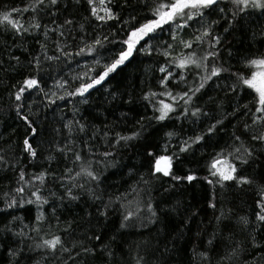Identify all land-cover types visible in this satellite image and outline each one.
Wrapping results in <instances>:
<instances>
[{"label":"snow or ice","instance_id":"6c2138e0","mask_svg":"<svg viewBox=\"0 0 264 264\" xmlns=\"http://www.w3.org/2000/svg\"><path fill=\"white\" fill-rule=\"evenodd\" d=\"M69 2L77 6L82 2L87 5L89 16L81 17V20L88 22L90 26L95 22L93 31L99 28L100 35L94 36L90 42L86 40L84 38L87 35L84 31L85 24L78 23L74 17L69 18L64 15L69 10L65 0H29L23 8L4 6L3 10H0V31H10L17 37L31 36L40 47V54L33 55L28 61L27 67L31 68V73L26 74L24 79L18 82L19 87L13 85L16 90L10 94L16 102L15 112L27 128L21 148L29 158V164L35 167L33 162H38V155H43V151L40 153L37 151L41 147L40 144L33 146L36 143L40 125L36 124L34 119H30V115L35 116L27 103L31 98V92L42 93L49 104H56L57 100L67 101L77 97L81 98L78 103H87L92 90H98V86L129 61L134 52L146 50L147 54L151 55L153 51L151 41L158 38V32L164 31V25H168L170 39L174 43L165 41L162 45L163 51L157 50V54L165 58L159 68V72L163 74L159 79V85L163 90L159 92L149 90L143 96L153 111L150 119L158 122L165 121L172 118V114L177 113L178 108L180 111L176 116L177 119L187 117L189 114L196 118L201 114L207 115L200 107L192 108L191 106L197 93H200L214 77L219 78L222 73H229L227 78L233 81L227 86V92L238 95L246 92L250 97L249 102L253 105L252 108H249L247 104L243 105L244 111L240 113L241 116H247L250 120V123H244L243 128L253 147H246L241 137L233 134V141L240 142V146H234L232 151L222 150L212 156L206 164L208 176L203 178L214 188L216 186L223 188L225 182L231 181L241 186L254 187V209L251 218L248 215H241L235 220V226L245 234L244 239L235 240L230 247L226 246L214 260L213 257L219 250V245L214 243L217 236L214 232L212 238L207 241L211 248L198 253L202 264H248L249 254L254 255L256 251L264 250V240H258L256 236V233L264 229V183L261 182L264 181V176L254 179L244 174V166L254 158L255 146L259 145L261 149H264V50L245 56L241 62V69L231 72V66L226 68L219 60L221 38L215 33L214 28L220 21L207 20V17L218 13L231 27L234 23L242 21L245 16L252 15L253 12L259 11L264 14V0H227L226 3L225 0H141L144 9L149 13L142 23L135 22V15H130L127 19L121 18V12L127 6L128 0H123L122 3L119 0H69ZM23 13H31V15L25 19ZM229 16L231 20L228 19ZM105 28L109 30L107 33L103 31ZM189 28L192 29L191 38L184 39L179 36L180 32ZM224 30L228 31V28ZM118 33H124V37L118 39ZM56 34L58 38L53 40L52 35ZM49 41L54 46L51 55L48 54ZM177 41L183 49L188 51L173 55ZM106 44H118L119 47L109 49L106 48ZM145 46H147L146 49ZM17 47H23V45H17ZM24 51L27 52V48H24ZM89 56L92 57L90 63L86 59ZM78 57L85 58L84 62L77 59ZM11 61H15V65L11 66V70L15 71L20 64V58L10 54L9 62ZM73 62L81 68V71L74 75L70 74V79L64 78L63 75L58 78L52 77L51 72L58 71V64L69 67ZM98 68L99 71H97ZM8 70L4 68V61L0 59V71ZM189 75L192 77L190 82ZM48 79H53L54 89L45 91ZM0 83H3V80H0ZM180 85L184 86V90L173 93L172 88ZM165 96L170 102L159 98ZM181 101L183 104L180 103ZM25 109H28L27 113ZM238 111L239 107L233 110L232 115ZM73 112V118L63 125L66 130L64 139L47 141L49 154L44 156V160L48 162V167L39 171L26 172L28 164L23 165L17 173L15 187H11L0 195V202L3 204V207H0V214L10 217L0 227V238L5 234L15 237L13 241L15 247L9 246L6 249L8 264H84L86 256L96 257L97 253L103 258V264H113L114 252L110 244H104L99 234L87 238L89 241H100V245L90 247L84 240L71 242L66 240L70 224L59 231L52 230L53 227L59 229L60 218L57 215V208L62 206L65 200L78 201L84 192H87L92 199H102V195H98L91 187L86 188V185L93 182L99 184L101 172L96 166L100 165L101 169L106 168L108 166L105 163L106 159L114 155L109 151L97 153L94 144L90 142L101 134L107 140L109 133L107 131L101 133V130L95 126H92L90 131L89 124L83 122L84 117L75 118L79 108L74 107ZM217 124H223V120H217L215 124H212L207 129V133L214 132ZM53 131L57 136L61 135V129H53ZM81 134L87 135L88 140H84ZM140 135V131H133L130 135L117 132L114 144L127 143ZM175 135H177L175 132L166 133L169 142L162 145L165 154L156 155L151 151L147 153L148 156L153 157L150 165L152 176L155 177V174L160 173L165 177L170 176L173 180L185 179L191 182L196 179V176L175 175L172 172V161L174 157L179 159V153H185L194 144L200 143L204 136L196 135L181 140L177 152L176 146L170 143L171 137ZM170 148L173 151L169 155L167 153ZM2 152L3 149H0V153ZM57 154L65 161H69L71 157L72 166L66 167L61 175H57L55 170H50L52 162L57 160ZM20 159L18 155L16 163H19ZM7 167L15 170V165H9L5 156L0 154V171ZM141 179L144 184L149 183L143 177ZM49 183L63 189L62 194L50 188ZM132 191L136 189L133 188ZM114 199L120 201L121 197L116 196ZM111 203L112 198L105 205V209ZM25 205H34L37 211L34 220L28 223L24 222L23 217L15 215V211ZM46 205L50 210L47 214ZM145 207L148 212V222L154 223L157 219L156 209L150 201ZM209 207L216 209L217 205L213 202L209 204ZM140 211V204L137 202L136 212L126 211L120 227H130L129 222L134 217L138 219ZM102 215L107 216V211ZM53 220L56 221L55 225L52 223ZM231 220V209L221 208L219 215L215 217L217 232L221 231V225H223V230L227 232L223 239L229 242L234 241L236 234ZM141 247L143 251L140 250ZM3 248L4 245L0 243V249ZM136 248L134 255L127 254L130 258L125 261V264H162V257L169 251L166 245L162 249L152 248L148 241H142ZM249 248L252 249L251 253ZM37 252L40 259L36 258ZM120 259L123 260L124 257Z\"/></svg>","mask_w":264,"mask_h":264},{"label":"trees","instance_id":"16d2710c","mask_svg":"<svg viewBox=\"0 0 264 264\" xmlns=\"http://www.w3.org/2000/svg\"><path fill=\"white\" fill-rule=\"evenodd\" d=\"M28 2L29 0H0V10H3L4 6L23 8ZM65 2L68 3L69 10L64 15L69 18L74 17L78 23L85 24L84 31L87 35L84 38L86 40L90 42L94 36L100 35L99 28L93 31L95 22L90 26L88 22L81 20V17L89 16L86 4L82 2L77 6L69 0ZM119 2L122 3L123 0ZM30 15L31 13H23L25 19ZM130 15L136 16V23H142L149 13L144 9L141 0H128L127 6L121 12V18L127 19ZM212 19L220 21L214 28L215 33L221 38L219 60L226 68L231 66V72L241 69V62L245 56L264 50V14L259 11L245 16L242 21L234 23L231 27L218 13L207 17V20ZM228 19L231 20V17L229 16ZM225 28H228V31H225ZM103 31L107 33L109 30L105 28ZM191 33L192 29L189 28L180 32L179 36L189 39ZM157 36L156 40L151 41L153 45L151 55H148L146 50L134 52L129 61L115 73L110 74L102 85L98 86V90H92L87 103H78L81 98L77 97L67 101L57 100L56 104H49L42 93L31 92V98L27 103L35 116L30 115V119H34L36 124L40 125L38 137L33 146L40 144L41 147L37 151L38 153L43 151V155H38V162H33L35 163L33 167L21 148L27 128L15 112L16 102L10 94L15 92L16 87H19L18 82L22 81L26 74L31 73V68L27 67L28 61L33 55L40 54V47L31 36L17 37L10 31H0V59L4 61V68L9 69L0 71V80H3V83H0V149H3V152L0 154L5 156L9 165H15V170L7 167L0 171V195L11 187H15L17 173L23 165L28 164L26 172L39 171L48 167V162L44 160V156L49 154L47 141L64 139L66 130L63 125L73 118V109L78 107L79 113L75 118L84 117L83 122L89 124L90 131L92 126H95L101 130V133L103 131L109 133L107 140L101 134L95 140L90 141L94 144L95 151L97 153L109 151L114 155L106 159L105 163L108 165L106 168L101 169L100 165L96 166L101 172L99 184L93 182L86 185V188L91 187L98 195H102V199H92L87 192H84L78 201L65 200L63 205L57 208V215L60 218L59 229L53 227L52 230L59 231L70 224L66 240L69 242L84 240L90 247L100 245V241H89L87 238L99 234L104 244H110L114 252L113 264H125V261L130 258L127 254L134 255L137 250L136 246L142 241H148L152 248L162 249L165 245L167 246L169 251L162 257V264H202L198 253L211 248L207 241L212 238V233H217L214 243L219 245V250L213 257L215 260L226 246L230 247L235 240L244 239L245 234L235 226L236 217L248 215L251 218L252 216L253 186H241L231 181L225 182L223 188L219 186L214 188L203 178L208 176L206 164L212 156L222 150L232 151L234 146H240V142L233 141V134L240 136L246 147H253L243 128L244 123H250V120L247 116L240 115L244 111L243 105L247 104L249 108L253 105L249 102L250 97L246 92H241L239 95L227 92V86L233 81L227 78L229 73H222L219 78L214 77L200 93H197L191 106L192 108L200 107L207 115L201 114L196 118L189 114L187 117L177 119L176 116L180 111L178 108L177 113H173L172 118L165 121L158 122L150 119L153 111L143 96L149 90L157 92L163 90L159 85V79L163 75L159 72V68L165 58L158 55L157 50L163 51L162 45L165 41L170 44L174 43L170 39L168 25H164V31L158 32ZM123 37L124 33H118V39ZM57 38L58 34L52 35L53 40ZM141 43L143 44V41ZM17 45H23V47L18 48ZM48 47V54L51 55L54 47L51 41ZM118 47V44H106V48L109 49ZM139 47L138 45L137 48ZM24 48L28 51L25 52ZM184 51L188 50L183 49L178 41L175 42L173 55ZM10 54L20 58V64L15 71L11 70L15 61L9 62ZM77 59L83 63L85 58L78 57ZM86 59L89 63L92 61L91 56ZM57 69L58 71L51 72L53 78L63 75L64 78L70 79V74L74 75L81 71L75 62L69 67L58 64ZM99 70L98 68L97 71ZM245 74L247 75V71ZM191 79L189 75V82ZM169 86H172L171 81ZM49 89H54L53 79L47 80L45 91ZM183 90V85L172 88L173 93ZM26 95L29 94L26 93ZM49 95H51L50 92ZM159 98L170 102L166 96ZM180 103L183 104V101ZM237 107L239 111L232 115ZM25 112L27 113L28 109H25ZM221 119L223 124H217L215 131L208 134L207 129ZM53 129H61V135L57 136ZM133 131H140L141 135L127 143L114 144L115 133L130 135ZM168 132L177 133L170 139V143L176 146L177 152L181 140L196 135L204 136L200 143L194 144L185 153H179V159L174 157L172 161V172L175 175L185 177L192 174L196 176L195 180L177 181L160 173L155 174V177L152 176L150 165L153 157L148 156L147 153L151 151L156 155L165 154L162 145L169 142V137L166 136ZM81 135L84 140H88L87 135ZM30 142H32L31 138ZM255 149L254 158L244 166V174L258 179L264 176V149H261L259 145H256ZM172 151L173 149L170 148L167 154L170 155ZM18 155L21 159L19 163H16ZM70 159L71 157L69 161H65L57 154V160L52 162L50 170H55L57 175L63 174L66 167L72 166ZM141 177L149 183L144 184ZM261 182L264 183V181ZM48 186L60 194L63 192V189L56 185L49 183ZM133 188L136 191H132ZM116 196L121 197L120 201L114 199ZM110 198H112V203L105 209ZM149 201L157 211V219L154 223L148 222L145 205ZM137 202L141 208L139 218L134 217L129 222L130 227L121 228L124 213L129 210L136 212ZM213 202L217 205L216 209L209 207V204ZM0 207H3L2 202H0ZM221 208L232 210L231 223L236 233L232 242L223 239L227 235L226 230H223V225H221V231L217 232L215 217L219 215ZM49 211L46 205V214ZM105 211H107V216L102 215ZM36 214L34 205H25L15 211V215L23 217L25 223L33 221ZM7 219L10 217L0 214V227ZM52 223L55 225L56 221L53 220ZM256 236L258 240H264V229L256 233ZM14 240L15 237L7 234L0 238V243L4 245V248L0 249V264H8L6 249L9 246L15 247ZM140 250L143 251V248L141 247ZM251 252L252 249L249 248V253ZM35 255L37 259H40L39 252ZM121 257L124 259L121 260ZM247 261L248 264H264V250H258L254 255L249 254ZM84 264H103V258L99 256V253L96 257L86 256Z\"/></svg>","mask_w":264,"mask_h":264}]
</instances>
